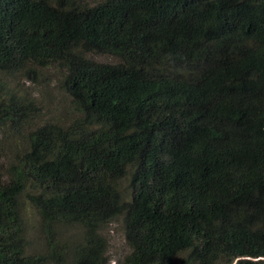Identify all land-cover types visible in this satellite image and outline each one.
<instances>
[{
	"label": "trees",
	"instance_id": "trees-1",
	"mask_svg": "<svg viewBox=\"0 0 264 264\" xmlns=\"http://www.w3.org/2000/svg\"><path fill=\"white\" fill-rule=\"evenodd\" d=\"M48 68L73 113L0 162V264H107L114 222L121 264H264V0H0V72ZM30 107L0 82V128Z\"/></svg>",
	"mask_w": 264,
	"mask_h": 264
},
{
	"label": "rangeland",
	"instance_id": "rangeland-1",
	"mask_svg": "<svg viewBox=\"0 0 264 264\" xmlns=\"http://www.w3.org/2000/svg\"><path fill=\"white\" fill-rule=\"evenodd\" d=\"M86 1L91 3L94 0ZM90 58L99 63L113 64L116 62L106 55H90ZM62 77L57 68L36 69V76L33 75L31 78H26L22 74L13 73L10 75L0 72V82L4 83V90L15 94L17 97L28 99L29 105H31L30 109L24 111L25 119H19V128H16L12 121L2 122L3 127L0 128V162L3 170L10 161L14 160L16 155H22L25 151L28 144L27 137L34 127L45 123H62L73 113L69 99L60 88L59 82ZM20 212L26 233V253H42L45 245L41 218L26 195L20 197ZM67 233L69 234V230ZM71 234L74 233L71 232ZM103 235L108 241L107 264H121L129 253L121 226L114 222L107 226Z\"/></svg>",
	"mask_w": 264,
	"mask_h": 264
},
{
	"label": "clouds",
	"instance_id": "clouds-1",
	"mask_svg": "<svg viewBox=\"0 0 264 264\" xmlns=\"http://www.w3.org/2000/svg\"><path fill=\"white\" fill-rule=\"evenodd\" d=\"M261 260H264V259H261Z\"/></svg>",
	"mask_w": 264,
	"mask_h": 264
}]
</instances>
